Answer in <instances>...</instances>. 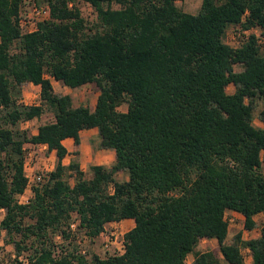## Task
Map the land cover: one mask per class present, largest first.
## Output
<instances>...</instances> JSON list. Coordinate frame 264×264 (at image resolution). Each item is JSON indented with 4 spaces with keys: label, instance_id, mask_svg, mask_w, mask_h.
Listing matches in <instances>:
<instances>
[{
    "label": "trees",
    "instance_id": "16d2710c",
    "mask_svg": "<svg viewBox=\"0 0 264 264\" xmlns=\"http://www.w3.org/2000/svg\"><path fill=\"white\" fill-rule=\"evenodd\" d=\"M177 1L32 0L49 16L22 32L25 0H0V233L15 251L0 264H186L189 254L190 264H222L214 251L195 249L202 239H215L228 264H243V247L250 264H264V224L258 237L243 240L239 231L227 242L224 220L233 209L253 229L254 216L264 214V126L253 123L258 102L264 123V49L254 33L237 47L226 41L236 26L264 38V0H202L196 14ZM78 2L92 6L93 22ZM51 78L71 89L95 84L94 108L75 106ZM26 82L40 86L39 104L18 102ZM45 111L54 121L37 133L18 126ZM90 128L115 160L91 165L87 179L76 160L62 163V140L79 144ZM27 142L46 144L57 162L21 204ZM73 214L76 232L92 237L108 222L133 218L124 252L87 258L72 243Z\"/></svg>",
    "mask_w": 264,
    "mask_h": 264
},
{
    "label": "rangeland",
    "instance_id": "374dc122",
    "mask_svg": "<svg viewBox=\"0 0 264 264\" xmlns=\"http://www.w3.org/2000/svg\"><path fill=\"white\" fill-rule=\"evenodd\" d=\"M31 1L32 0H25V4L23 6L24 11H28L30 9L31 4H32ZM40 1L42 2V0H40ZM201 2H202V0H183V1H177L176 4L184 12L196 14L200 9ZM77 6L81 10V14L87 20V22L91 23L95 20L96 15H95V11L92 8V6H90L88 3H85V2H78ZM113 7H118V6L114 4ZM233 31H234V27H230L228 29L229 36L227 38V41L231 44H235L237 41V38L234 37L233 35H231ZM259 31L260 30L258 29L257 33H259ZM261 44L264 48V40L263 39L261 40ZM235 69L240 70L241 69L240 65L236 66ZM56 88H57V92L59 94L64 91L60 86H56ZM67 88H68L67 93L69 95H71V97L73 99V104L75 106L80 105V104H86L89 107H93L95 99H96V93L98 92L97 86L95 84H86L84 86L74 88V89H71V88L69 89V87H67ZM226 90H227V92H231L232 87L229 86V87H227ZM21 99H23V95L20 94V96H18V102L24 104V102ZM261 106H262V103L258 102V104L255 107V116H254L253 123L256 126L263 125L262 121L258 117V112H259ZM125 109H126V105H121L119 107V110H125ZM52 121H54L53 114L50 111H45L40 117L36 118L33 122L26 124L25 122L22 121L19 123L18 126L20 127V129L27 130L28 133L33 134V131L37 128V126H40L42 124L49 123ZM93 146H98V144L97 145L93 144ZM85 168H86V170H84V177L88 179L92 176V173L90 170V166H86ZM124 175L125 174L118 173L116 175V179L117 180H123ZM67 178L69 179V181L71 183L74 182L73 177L67 176ZM110 190H111V188H110ZM3 214H4V211H1L0 212V219L2 218ZM73 217H74L73 221H77L75 214H73ZM256 218H257L258 223L263 222L262 216H261V218L256 216ZM121 224H122V230L123 231L129 230V226H127L125 223H121ZM236 224H237L236 226H229L228 235H227V242H231L234 235L239 231L241 232V234L244 237L249 236L247 233L244 234L242 229L239 228L240 225H242L241 221H237ZM106 226L108 227L109 223L106 224ZM75 235L72 238L73 239L72 243L73 244L75 243L74 245L77 246L79 251L86 250L85 255L87 258H90L94 253H98V252L101 254V257H106L109 255L108 253H106V252L103 253V251H102V242H101L102 240L97 238L94 241H85L82 237L83 231L79 230V229L77 232H75ZM58 236L59 235H56L54 237V241L56 242V251L57 252L60 251V245L63 242L62 238L60 236L59 237ZM119 238H121V237H119ZM11 241H12V239H10V236H8L6 234V232L4 230H2L0 233V261L7 262V261H9L10 258H12L14 256L15 251H14V247H13V244ZM72 243L71 244H65L64 246L67 247L68 249H72L73 248ZM113 249L114 248H112V250ZM195 249L197 251L212 250L216 254H218V256L221 258L222 264H228L222 259V256L219 253L218 243L215 239H202ZM26 253H28V252L23 251V254H22L23 256L20 257L25 262L27 261L26 258H24V255ZM193 258H194V254H189L186 258V264H190L192 262ZM249 260H250L249 254L243 252V264H248Z\"/></svg>",
    "mask_w": 264,
    "mask_h": 264
},
{
    "label": "built area",
    "instance_id": "2783aa9c",
    "mask_svg": "<svg viewBox=\"0 0 264 264\" xmlns=\"http://www.w3.org/2000/svg\"><path fill=\"white\" fill-rule=\"evenodd\" d=\"M49 16V7L46 5H31L30 9L24 13V15L19 19L18 24L20 26V29L22 32H31L37 29V23L45 19ZM258 32V28H252V29H242L241 26L234 27V31L231 35L237 38V41L235 44L229 43L227 40V43H229L233 47L239 46L242 41L248 37L250 33H254L259 37V41L261 42V36L260 31ZM229 33L227 32L226 39L228 38ZM23 172L24 176L26 178V186L22 193L16 194L15 198L18 203L26 204L30 201V199L34 195L33 187L35 185H40L42 183H45L48 179V175L51 171H49L46 168V165H39L37 164V151H36V144L35 143H25L23 145ZM237 211L233 209L226 210L224 212V220L229 226L232 224H236L238 221L237 217ZM241 214V213H240ZM242 215V214H241ZM78 225L77 221H72L70 223V228L73 233L76 232V228ZM244 227V222H243ZM125 233L126 231L122 230V224L121 222H110L109 226H105L104 229L100 232V234L96 237H92L88 235L87 233L83 232V239L85 241H94L95 239L102 240V251L103 253H108L109 255L113 254H119L124 252L125 250ZM76 236V235H75ZM59 237V236H58ZM81 237V238H82ZM121 237V238H119ZM112 248H114L112 250ZM82 254H86V250L80 251ZM243 252L248 253L249 256H251V252L249 248H241V253L243 255ZM101 257V254L98 252L96 253ZM86 256V255H85Z\"/></svg>",
    "mask_w": 264,
    "mask_h": 264
},
{
    "label": "crops",
    "instance_id": "0c3cea01",
    "mask_svg": "<svg viewBox=\"0 0 264 264\" xmlns=\"http://www.w3.org/2000/svg\"><path fill=\"white\" fill-rule=\"evenodd\" d=\"M262 39L264 40V38H261V40ZM51 82H52L53 89L55 92H57L56 86H60L64 90L60 94H68L67 93L68 88L66 86L62 85L59 81H56L53 78H51ZM229 86L232 87V91L228 92V93H232L234 91V85L229 84L227 87H229ZM21 95H23V99H21V100L24 102V104H26V105L39 104L40 103V86L35 85L31 82H26V83L22 84V86H21ZM97 95H98V92L96 93V98H97ZM95 102H96V99H95ZM95 102H94L93 107H91V108H94ZM35 119L36 118H33L31 120H26L23 122H25L26 124H29L30 122H33ZM263 126H264V123L260 127H263ZM38 127L39 126H37V128L33 131V134L37 133ZM79 136H80L79 144H75L72 137H67V138L62 140L63 145L67 149V155L62 160V163L64 165H68L72 160L75 159L79 163L80 169L84 172V170H86V168H85L86 166L103 165L105 167H110L114 163L115 152L113 149L100 148L98 146H93V144L97 145L99 143V136H98V131L96 128L83 129L80 131ZM36 151H37V155H36L37 164H36V166L46 165V168L49 171H52L56 165V162H57V156H56L55 151L49 150L46 144H41V143L36 144ZM122 174H125V173H122ZM127 178L128 177L125 174L123 176V180H126ZM256 216H258L259 218H261V216H262L263 222L258 223ZM237 217H238L237 218L238 221H241V223H242V225H240L239 228L242 229L244 234L247 233L249 235L248 237H244L242 235L243 240H247L249 238L259 236L260 229H261L262 225L264 224V214L263 213H258L254 216L256 226L253 229H245L243 227V222H244V216L243 215H241L240 213H237ZM113 222H115V221H113ZM117 222L125 223L127 226H129V229L134 226V219L133 218H126V219H122V220L117 221ZM108 223H110V222H108ZM236 225L237 224H232L231 226H236ZM243 248H245V247H243ZM250 262H251V256H250V260H249L248 264H250Z\"/></svg>",
    "mask_w": 264,
    "mask_h": 264
}]
</instances>
